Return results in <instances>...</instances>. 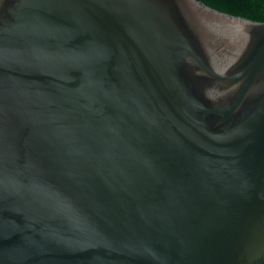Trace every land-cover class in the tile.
Listing matches in <instances>:
<instances>
[{"label":"water","instance_id":"obj_1","mask_svg":"<svg viewBox=\"0 0 264 264\" xmlns=\"http://www.w3.org/2000/svg\"><path fill=\"white\" fill-rule=\"evenodd\" d=\"M0 264H264V22L0 0Z\"/></svg>","mask_w":264,"mask_h":264},{"label":"trees","instance_id":"obj_2","mask_svg":"<svg viewBox=\"0 0 264 264\" xmlns=\"http://www.w3.org/2000/svg\"><path fill=\"white\" fill-rule=\"evenodd\" d=\"M206 6L254 22H264V0H198Z\"/></svg>","mask_w":264,"mask_h":264}]
</instances>
